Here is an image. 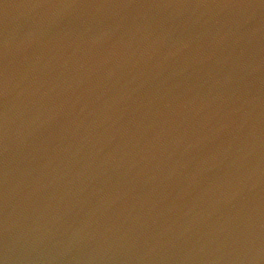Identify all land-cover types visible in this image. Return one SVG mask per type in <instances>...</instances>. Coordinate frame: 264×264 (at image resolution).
Here are the masks:
<instances>
[{"label":"water","instance_id":"water-1","mask_svg":"<svg viewBox=\"0 0 264 264\" xmlns=\"http://www.w3.org/2000/svg\"><path fill=\"white\" fill-rule=\"evenodd\" d=\"M0 264H264V0H0Z\"/></svg>","mask_w":264,"mask_h":264}]
</instances>
